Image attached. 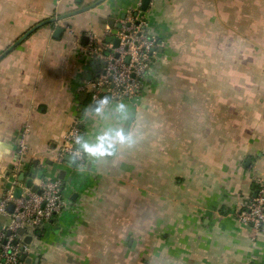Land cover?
Masks as SVG:
<instances>
[{"label":"crops","instance_id":"crops-1","mask_svg":"<svg viewBox=\"0 0 264 264\" xmlns=\"http://www.w3.org/2000/svg\"><path fill=\"white\" fill-rule=\"evenodd\" d=\"M140 1L0 0V197L24 132L20 188L59 178L69 197L26 264H264V231L236 218L264 175V0H152L139 101L95 107L83 37L107 41Z\"/></svg>","mask_w":264,"mask_h":264},{"label":"built area","instance_id":"built-area-1","mask_svg":"<svg viewBox=\"0 0 264 264\" xmlns=\"http://www.w3.org/2000/svg\"><path fill=\"white\" fill-rule=\"evenodd\" d=\"M141 7L142 0L130 19L115 29L106 27V36L110 41H106V37L100 40L93 33L87 34L88 43L83 47L97 66V73L80 86V91L88 93L91 101H98L99 104L126 98L136 103L139 101L143 88L149 82L154 57L160 46V41L149 29L146 12ZM115 39L120 40L118 46L114 44ZM77 41L80 43V37H77ZM105 61L106 65H103ZM82 140L83 130L78 122L74 123L59 151V160L72 156L75 161L82 162ZM27 151L24 132L19 138L17 164L8 177L10 187L0 197V217L10 220L0 222V264H26L31 252L26 237L35 238L39 231L48 230L53 219L68 207L69 197L59 178L41 179L36 183V191L26 187L21 196L16 197L15 191L21 187L19 177ZM253 182L255 192L241 201L236 218L244 225L264 231V175L255 177ZM10 204L15 205L13 213L8 211ZM21 229L24 230L23 235L20 234Z\"/></svg>","mask_w":264,"mask_h":264},{"label":"water","instance_id":"water-1","mask_svg":"<svg viewBox=\"0 0 264 264\" xmlns=\"http://www.w3.org/2000/svg\"><path fill=\"white\" fill-rule=\"evenodd\" d=\"M151 2H152V0H142V7H141V9H142L143 11L146 12V11L149 9V6H150ZM62 32H63V28H62V27H57L56 30H55V33H54V37H55V38H59V37L62 35ZM108 41H110V39H108ZM18 43H19V41H18L17 43H15V45L18 44ZM83 43H84V44H87V43H88V38H87L86 36L83 37ZM119 43H120V40H119V39H115V40H114V44H115V46H118ZM15 45H13V46H15ZM9 51H10V50H7V51H5L2 55H0V60L3 59V58L7 55V53H8ZM103 65H106V61L103 62ZM83 96L85 97V96H87V94L84 93ZM98 104H99V102L96 101V102L94 103L95 107H98ZM66 159L69 160V161H72V157H71V156H67ZM19 179H20L21 181H24V180L26 179L25 173H21ZM27 186H28V187H32L33 191H36V190H37V185H34V184H33L32 179H28V180H27ZM9 187H10V184L8 185V188H9ZM22 191H23L22 188H20V187L17 188L16 191H15V195H16V197H20L21 194H22ZM76 196H77V195H75V196L73 197V200H75ZM14 210H15V205H14V204H10L9 207H8V211H9L10 213H13ZM8 222H10V220H9ZM20 234H21V235L24 234V230H23V229L20 230ZM38 235L41 236L42 233H41V232H38ZM32 240H33V236H27V237H26V242H27L28 244H31V243H32ZM23 259H25V258L23 257ZM26 262H27V263H31L32 260L27 258V259H26Z\"/></svg>","mask_w":264,"mask_h":264},{"label":"rangeland","instance_id":"rangeland-1","mask_svg":"<svg viewBox=\"0 0 264 264\" xmlns=\"http://www.w3.org/2000/svg\"><path fill=\"white\" fill-rule=\"evenodd\" d=\"M0 222H4V218L3 217H0Z\"/></svg>","mask_w":264,"mask_h":264},{"label":"trees","instance_id":"trees-1","mask_svg":"<svg viewBox=\"0 0 264 264\" xmlns=\"http://www.w3.org/2000/svg\"><path fill=\"white\" fill-rule=\"evenodd\" d=\"M76 163H77L76 161L73 162V164H76Z\"/></svg>","mask_w":264,"mask_h":264}]
</instances>
